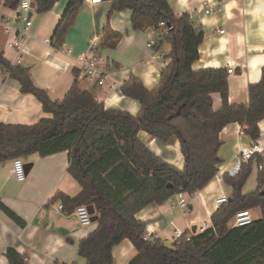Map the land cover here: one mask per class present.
Returning <instances> with one entry per match:
<instances>
[{"label": "trees", "instance_id": "1", "mask_svg": "<svg viewBox=\"0 0 264 264\" xmlns=\"http://www.w3.org/2000/svg\"><path fill=\"white\" fill-rule=\"evenodd\" d=\"M21 0H4L16 8ZM58 0H36L38 13L49 11ZM85 0H70L60 18L51 43L60 49L75 25ZM132 11V28L153 34L157 51L171 45L164 56L160 83L148 89L139 77L130 73L122 85V93L137 99L141 111L134 115L117 108L106 109L77 79L63 98L53 99L47 89L33 80L29 68L9 61L0 52V69L21 82L24 93H32L53 114L35 124L19 125L0 122V160L39 153L41 156L67 150L68 172L81 184L76 196L57 192L66 211L73 212L81 204L93 205L99 215L97 229L79 242V256L85 264H114L113 251L124 239L134 243L138 252L129 264H264V155L244 162L235 174L225 173L223 182L231 187L230 198L218 206L211 217L212 227L202 232H184L168 244L154 235L147 241L145 223L136 214L151 203L163 204L180 191L188 195L206 187L218 174L223 159L220 144L206 149L192 148L186 134L174 122L177 117L197 118L201 122L231 114L241 116L243 132L251 140L261 135L264 118V69L258 83L249 85V102L243 107L227 103L229 71L225 68L194 70L205 32L194 25L187 13L179 15L168 0H111L104 38L116 46L119 34L109 20L114 11ZM164 21L172 27L162 34ZM79 70L76 76H78ZM218 92L225 106L218 116L207 118L200 109L210 103L209 94ZM209 97V98H208ZM147 131L160 142L176 136L181 142L185 164L177 167L158 156L139 136ZM258 170L257 188L244 192L252 174ZM1 207L14 219H20L8 207ZM261 208L262 217L250 224L232 227V217L241 210ZM10 264H26V255L15 248L6 252ZM59 264V263H58ZM77 264V263H65Z\"/></svg>", "mask_w": 264, "mask_h": 264}, {"label": "crops", "instance_id": "2", "mask_svg": "<svg viewBox=\"0 0 264 264\" xmlns=\"http://www.w3.org/2000/svg\"><path fill=\"white\" fill-rule=\"evenodd\" d=\"M70 0H58L52 9L38 13L36 6L31 11L32 25L22 41L20 49L8 46L14 30L24 23L15 22V9L0 0V52L14 64L29 68L33 80L48 90L53 99L64 97L78 79L106 109L117 108L137 115L140 102L122 93V85L132 73L139 77L148 89L155 88L161 80L160 74L166 62L164 56L171 51L165 43L161 50L148 47L153 40L149 31L132 28V11H114L109 23L119 34L116 46L109 45L104 38V27L108 23L111 0L89 4L85 2L79 10L75 25L70 29L63 47H54L51 39L54 29ZM176 14H189L194 25L205 32L199 47V57L193 63L194 70L223 68L229 73L227 103L243 107L249 102V85L258 83L264 69V0H168ZM207 8L213 9L206 13ZM224 30V33L220 31ZM97 36V38H95ZM50 40V42L47 41ZM118 69L113 71L104 85L79 74L77 59L90 47ZM210 103L200 109L203 116L220 115L225 106L221 93L209 94ZM208 97V98H209ZM53 114L44 112L42 102L32 93L21 90V82L0 69V122L29 125ZM186 134L192 148L206 149L220 144V166L228 167L236 160L240 147L253 144L254 140L244 133L241 116L231 114L227 118L201 122L197 118L177 117L174 120ZM264 145V118L260 121ZM140 138L161 158L177 167H183L185 159L181 142L174 136L169 142H160L147 131ZM26 164V178L18 180L12 173L13 159L0 160V203L19 216L14 219L0 205V264H10L6 256L8 248H15L26 255V264H85L79 256V242L98 227V222L89 226L80 224L75 211L69 212L55 198L57 192L76 196L81 184L68 172L69 152L62 150L46 156L32 153L20 157ZM27 164H32L27 171ZM254 165V164H253ZM232 190L216 176L206 187L188 195V209L184 213L177 204V195L163 204L151 203L136 214L152 231L166 242L172 240L175 230L193 231L203 221H211L218 209L215 198ZM246 192V191H244ZM260 214L261 208H252ZM174 242V241H173ZM138 250L129 239L116 245L113 251L114 264H129Z\"/></svg>", "mask_w": 264, "mask_h": 264}, {"label": "built area", "instance_id": "3", "mask_svg": "<svg viewBox=\"0 0 264 264\" xmlns=\"http://www.w3.org/2000/svg\"><path fill=\"white\" fill-rule=\"evenodd\" d=\"M103 0H85V2L89 4H95L100 3ZM36 3V0H21L18 6L15 8L14 13V21L15 22H22L24 23L23 28H18L14 30L13 36L8 41V46L13 48L20 49V46L22 44V41L28 34V29L32 25V18L30 16V12L33 10V4ZM213 9L207 8L206 13L212 12ZM160 25L164 27L162 30V34L169 33L170 29L172 27L167 26L164 21L160 22ZM221 33H224V30L220 31ZM97 38V36H95ZM48 42H50L49 39H47ZM93 40L90 44V47L83 51L80 56L77 59L78 62V69L79 73L81 75H84L88 77V79H91L92 81L95 80V82L99 85H104L110 76V74L117 70L118 67L108 60H106L102 55L97 53L94 50L93 46ZM149 48H152L155 46V40H151L147 43ZM167 63L164 62V65ZM233 68L229 69V73L233 72ZM258 154L264 155V145L258 141H254L253 144L242 146L239 148L237 154H236V160L233 164H231L228 167L219 166L218 176H223L225 173L233 174L235 175L242 167L244 162L248 161L252 157H255ZM13 168L12 173L16 176L18 180L24 181L26 178V164L23 162V160L20 157H16L13 159ZM263 168V164L258 165V170H261ZM177 204L180 208H182L183 212L185 213L187 211V207L189 205L188 202V194L185 192L180 191L179 194H177ZM229 199V196L226 194H222L215 198V203L217 206L227 202ZM59 208H63V204L59 205ZM75 214L77 215L79 222L83 226H89L92 223V213L89 209V206L86 204H81L78 206L75 210ZM255 219L252 209H246L238 211L231 219L230 225L232 227H240V226H246V224H250ZM213 224H211V221H203L196 227V232H202L206 229L212 227ZM183 231L181 230H175L174 231V237L173 241L177 238H180L181 235H183ZM155 234L152 231H147V233L144 236V240L147 241L151 237H153Z\"/></svg>", "mask_w": 264, "mask_h": 264}, {"label": "rangeland", "instance_id": "4", "mask_svg": "<svg viewBox=\"0 0 264 264\" xmlns=\"http://www.w3.org/2000/svg\"><path fill=\"white\" fill-rule=\"evenodd\" d=\"M252 174L250 175V177L248 178L243 190L248 192H254L257 188V178H258V164L254 163L253 165V169H252ZM260 214L258 213V211L254 212V217H258ZM230 223V222H229ZM231 224V223H230ZM172 240L168 241V244H172Z\"/></svg>", "mask_w": 264, "mask_h": 264}, {"label": "water", "instance_id": "5", "mask_svg": "<svg viewBox=\"0 0 264 264\" xmlns=\"http://www.w3.org/2000/svg\"><path fill=\"white\" fill-rule=\"evenodd\" d=\"M103 1H108V0H103ZM35 6H36V3L33 4V7H35ZM31 15H32V14H31V12H30V16H31ZM31 166H32V164H27V167H28L27 171L30 169ZM229 198H230V197H229ZM89 209H90V211H91V213H92V222L97 221L99 215L96 214V211H95V209H94V206H93V205H89ZM193 232H196V227L194 228Z\"/></svg>", "mask_w": 264, "mask_h": 264}]
</instances>
